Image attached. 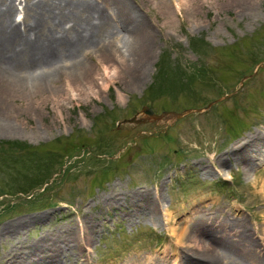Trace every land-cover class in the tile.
I'll return each instance as SVG.
<instances>
[{
	"label": "rangeland",
	"instance_id": "obj_1",
	"mask_svg": "<svg viewBox=\"0 0 264 264\" xmlns=\"http://www.w3.org/2000/svg\"><path fill=\"white\" fill-rule=\"evenodd\" d=\"M19 1L17 20L24 15ZM124 1L151 31L138 77L120 74L104 86L111 64L93 53L84 57L81 96L74 89L81 78L70 86L59 77L58 88L36 96L32 110L20 92L16 103L1 101L0 117L19 132L0 134V264L16 247L24 251L49 230L66 234L91 213L104 220L95 223L89 247L71 248L59 264H162L166 255L165 264H178L180 247L168 227L190 225L202 206L216 215L224 206L233 220L242 218L258 244L264 236V156L255 153L249 172L229 153L264 130V0L233 7L196 0L182 10L179 0H167L169 24L166 0H153L159 7ZM219 159L222 172L204 175L202 167L217 168ZM135 191L158 196L168 224L164 216L133 220L125 206L105 204ZM37 214L47 216L20 233H2L4 223Z\"/></svg>",
	"mask_w": 264,
	"mask_h": 264
},
{
	"label": "bare ground",
	"instance_id": "obj_2",
	"mask_svg": "<svg viewBox=\"0 0 264 264\" xmlns=\"http://www.w3.org/2000/svg\"><path fill=\"white\" fill-rule=\"evenodd\" d=\"M23 1L24 15L17 20L16 0H0V104L1 101L16 103V95L20 92L30 97L28 108L32 110L36 96L58 88L56 80L59 77L67 79L70 86L74 85L75 79L81 78L77 84L79 87H74L77 95L81 96L85 93L80 88L86 74L81 70L85 66L84 57L93 53L104 55L106 62L111 64L103 71V78H106L104 86H107L108 78L124 73L138 77L142 73L145 58L151 53V31L124 0H20L19 4ZM147 1L159 7L153 0ZM195 1L179 0L178 5L182 10ZM225 1L233 7L246 5L250 0ZM165 5L169 7L163 11L168 16L165 23L169 24L174 16L171 17L173 12L168 1ZM121 65L124 67L117 69ZM56 96L59 98L55 93ZM8 119L0 117V134L14 137L19 127ZM263 148L264 130L242 139L229 153L250 172L256 164L254 160L259 158L255 153L264 156ZM224 164V160L219 159L217 168L213 164L212 170L202 167L203 174H220ZM105 201L108 205L128 208L133 220L146 216L152 222H160L164 216L167 224L169 222L170 217L165 218L160 199L149 191H135L124 202L117 196L108 197ZM202 207L205 208L197 212L196 220L191 219L190 225L168 227L180 247L174 253L180 256L178 264H264V236L260 237L259 244L254 242L243 219L233 220L230 217L232 213L224 206L216 210L219 215L210 212L206 206ZM99 215H87L80 227L71 228L66 234L61 230L58 233L49 230L39 243L24 248V251L19 252L20 247H16L5 264L63 263L71 248L82 250L89 247L96 232L95 223L104 220ZM46 216L37 214L34 218L6 222L2 233L6 236L20 233L24 227ZM253 229L260 231V227L254 226ZM169 256L162 260L170 263ZM124 264L136 262L128 260Z\"/></svg>",
	"mask_w": 264,
	"mask_h": 264
},
{
	"label": "water",
	"instance_id": "obj_3",
	"mask_svg": "<svg viewBox=\"0 0 264 264\" xmlns=\"http://www.w3.org/2000/svg\"><path fill=\"white\" fill-rule=\"evenodd\" d=\"M145 113H146V114H150V115H152V116L154 115V114H153V111H152L150 108H149V109L147 108V109L145 110ZM155 117L159 118L158 116H155Z\"/></svg>",
	"mask_w": 264,
	"mask_h": 264
},
{
	"label": "trees",
	"instance_id": "obj_4",
	"mask_svg": "<svg viewBox=\"0 0 264 264\" xmlns=\"http://www.w3.org/2000/svg\"><path fill=\"white\" fill-rule=\"evenodd\" d=\"M22 162H23V161H22ZM22 169H23V166H22ZM28 183H29V185H31L30 187H33V186L36 185V184L34 185L35 182H28Z\"/></svg>",
	"mask_w": 264,
	"mask_h": 264
}]
</instances>
